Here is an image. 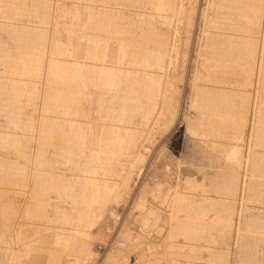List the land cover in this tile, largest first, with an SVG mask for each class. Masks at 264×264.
<instances>
[{
	"label": "rangeland",
	"instance_id": "obj_1",
	"mask_svg": "<svg viewBox=\"0 0 264 264\" xmlns=\"http://www.w3.org/2000/svg\"><path fill=\"white\" fill-rule=\"evenodd\" d=\"M48 261L264 264V0H0V264Z\"/></svg>",
	"mask_w": 264,
	"mask_h": 264
},
{
	"label": "crops",
	"instance_id": "obj_2",
	"mask_svg": "<svg viewBox=\"0 0 264 264\" xmlns=\"http://www.w3.org/2000/svg\"><path fill=\"white\" fill-rule=\"evenodd\" d=\"M47 264H54V261H51V262H49V261H48V263H47Z\"/></svg>",
	"mask_w": 264,
	"mask_h": 264
},
{
	"label": "bare ground",
	"instance_id": "obj_3",
	"mask_svg": "<svg viewBox=\"0 0 264 264\" xmlns=\"http://www.w3.org/2000/svg\"><path fill=\"white\" fill-rule=\"evenodd\" d=\"M159 45V44H158Z\"/></svg>",
	"mask_w": 264,
	"mask_h": 264
}]
</instances>
